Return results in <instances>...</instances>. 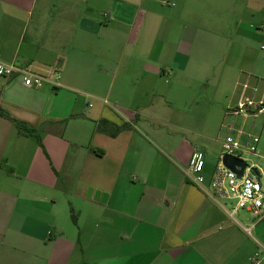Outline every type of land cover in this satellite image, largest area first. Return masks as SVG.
Wrapping results in <instances>:
<instances>
[{
  "label": "crops",
  "instance_id": "crops-1",
  "mask_svg": "<svg viewBox=\"0 0 264 264\" xmlns=\"http://www.w3.org/2000/svg\"><path fill=\"white\" fill-rule=\"evenodd\" d=\"M263 44L264 0H0V61L57 84L0 76V264H250L264 219L227 215L211 145L205 184L187 179L188 135L257 119L228 112L264 102L244 90ZM209 78L218 97L177 102Z\"/></svg>",
  "mask_w": 264,
  "mask_h": 264
},
{
  "label": "built area",
  "instance_id": "built-area-1",
  "mask_svg": "<svg viewBox=\"0 0 264 264\" xmlns=\"http://www.w3.org/2000/svg\"><path fill=\"white\" fill-rule=\"evenodd\" d=\"M161 4L173 7L175 0H158ZM261 50L264 51V44L261 45ZM20 76L26 86L40 85L44 81L57 86L56 81L49 76L41 75L30 67H21L15 64H6L0 61V76L11 77ZM55 79L60 78L59 73L54 74ZM249 89V85H244V90ZM257 89L254 88V91ZM232 115L243 114L244 116L252 115L255 118L264 117V102H255L252 98H246L241 101L238 106L228 112ZM227 133L223 138L222 154L219 158L216 167L209 179L208 187L217 198L234 201L233 207L224 209L227 215L236 220L235 216L240 211H245L255 218V221L264 219V173L258 167L249 165L243 171L242 176H239L235 171L229 169L224 164L225 156H232L243 159V153L256 155L258 153L261 137L253 132H244L242 129H237L233 124L225 126ZM245 135L247 141L243 143L240 136ZM206 165L205 151L200 148H195L191 154L190 161L186 171L187 179L198 185H204L206 178L204 169ZM239 169V168H238ZM258 170L259 174L256 173ZM250 233V229H245ZM250 264H264V246L260 244V248L251 258Z\"/></svg>",
  "mask_w": 264,
  "mask_h": 264
},
{
  "label": "rangeland",
  "instance_id": "rangeland-1",
  "mask_svg": "<svg viewBox=\"0 0 264 264\" xmlns=\"http://www.w3.org/2000/svg\"><path fill=\"white\" fill-rule=\"evenodd\" d=\"M59 1V0H56ZM184 86V85H183ZM250 86V85H249ZM191 88L187 89L185 91V94L181 95V98L179 99V104H184L188 101V98L193 97L194 102L196 103H204L209 97H218L219 93L217 91L218 87L215 86L214 81L212 78H209L208 80L202 82V83H196V81L191 82ZM251 90H254V86H250ZM79 94L83 95L85 97L86 94L90 96L94 93L90 89H80L78 90ZM264 93V82H261L260 86L257 88V94L262 95ZM104 96V95H99ZM156 93L152 94L150 96L151 98H155ZM106 98V97H105ZM227 98V97H226ZM224 98V99H226ZM158 101H162L160 97L157 98ZM220 100V98H218ZM89 101L91 104H94V100L89 98ZM192 102V101H191ZM184 111H188L189 114L195 115L196 110L193 109H185ZM198 113L202 115L204 112L203 110H199ZM198 115V114H197ZM225 118V117H224ZM239 119H243L242 117H239ZM229 121H231L230 117H226L224 120H222L219 124H215L214 127H208V126H200V125H190L189 128L191 132H193V135H188V137L192 140H197V144L199 145L198 148L201 147L204 149L205 147H208L209 145L212 146V149L214 147V150H219L218 152H211L209 154V164L210 167H213L215 165V162L219 160L221 157L220 152L222 151L220 146V140L225 137L227 130L225 128L226 125L229 124ZM245 132H253L254 134H257L261 137V142L259 143L258 153L256 155L250 154V153H243L242 157L244 160H247L249 162V165H254L255 167H258L259 170L261 169L264 173V117H258L257 119L251 118L248 120L247 126L244 128ZM207 138H211L210 141L207 140ZM219 147V148H218ZM202 149V150H203ZM209 183V181H208ZM225 204L224 206L227 209H231L233 207L234 201L231 200H222ZM247 216V213L244 211H240L235 218L239 221H241L243 224L244 218Z\"/></svg>",
  "mask_w": 264,
  "mask_h": 264
},
{
  "label": "water",
  "instance_id": "water-1",
  "mask_svg": "<svg viewBox=\"0 0 264 264\" xmlns=\"http://www.w3.org/2000/svg\"><path fill=\"white\" fill-rule=\"evenodd\" d=\"M223 161H224L225 166H227L229 169L235 171L239 176H242L243 171L247 166V163L245 160H242V159H239L236 157H232V156H228V155L224 157ZM255 171L257 174H259L257 169H255Z\"/></svg>",
  "mask_w": 264,
  "mask_h": 264
},
{
  "label": "trees",
  "instance_id": "trees-1",
  "mask_svg": "<svg viewBox=\"0 0 264 264\" xmlns=\"http://www.w3.org/2000/svg\"><path fill=\"white\" fill-rule=\"evenodd\" d=\"M107 122L106 121H100L99 122V125H98V128L99 129H102V130H106V126H107ZM22 130H25L27 133L29 134H32L34 133L35 131H29L28 129H24V128H21ZM114 134V133H113Z\"/></svg>",
  "mask_w": 264,
  "mask_h": 264
}]
</instances>
